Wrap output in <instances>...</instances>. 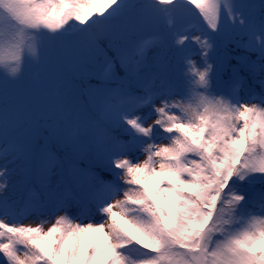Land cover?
<instances>
[{"label": "snow or ice", "instance_id": "snow-or-ice-1", "mask_svg": "<svg viewBox=\"0 0 264 264\" xmlns=\"http://www.w3.org/2000/svg\"><path fill=\"white\" fill-rule=\"evenodd\" d=\"M45 57L88 113L0 87V264H264V0H0V84Z\"/></svg>", "mask_w": 264, "mask_h": 264}, {"label": "trees", "instance_id": "trees-1", "mask_svg": "<svg viewBox=\"0 0 264 264\" xmlns=\"http://www.w3.org/2000/svg\"><path fill=\"white\" fill-rule=\"evenodd\" d=\"M243 2L259 4L260 0H243ZM189 18V22L185 24H194L193 21L198 22L194 16L189 15ZM231 63H235V61H232ZM29 68L30 66L28 64L24 66L21 78L15 83H10V89L8 91L22 98H26L29 101V110L34 113L35 126L39 130L44 131L47 126L69 123V111L68 109H66V111L62 109L65 101L61 102L60 100L55 99L54 93L41 89L36 82L32 81V79H27L25 74L29 73ZM226 78L227 75H225V79ZM29 84H33L34 87H31ZM84 100H87V97H84ZM253 103H255V101ZM82 107L86 113H88V108L84 106ZM45 134H47V132H45ZM81 166L84 165L82 164ZM107 176L108 175L105 174V177ZM254 188L261 190V186L259 184H257Z\"/></svg>", "mask_w": 264, "mask_h": 264}, {"label": "rangeland", "instance_id": "rangeland-1", "mask_svg": "<svg viewBox=\"0 0 264 264\" xmlns=\"http://www.w3.org/2000/svg\"><path fill=\"white\" fill-rule=\"evenodd\" d=\"M243 2V0H241ZM189 20V16L185 18V22ZM196 27H199V25H195ZM155 30V29H152ZM30 66V69L28 73L25 74L27 79H32V81L36 82V84L41 88L46 90L47 92L54 93V98L57 100H60L61 102H64L60 99V93L63 91V89L60 87L63 74L60 72L58 68L54 66V64L51 62L49 57H45V59L39 63H31L28 64ZM31 87H34L33 84H29ZM0 86H4L7 90L10 89V83L8 84H0ZM62 109L66 111L68 109L70 114V121L71 123L77 115L84 117L87 115L86 111L82 106H74L71 103L64 102ZM162 142V141H161ZM107 179H111L109 176L106 177ZM254 193H258L259 190L256 188L253 189ZM37 222L36 218H28L23 220V223L25 225L31 224L32 226H35V223ZM46 225L45 227H47Z\"/></svg>", "mask_w": 264, "mask_h": 264}]
</instances>
